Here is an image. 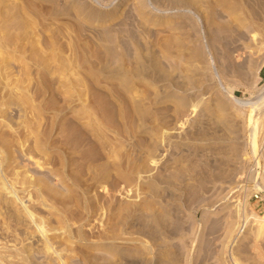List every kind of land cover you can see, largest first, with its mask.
<instances>
[{
  "label": "rangeland",
  "instance_id": "obj_1",
  "mask_svg": "<svg viewBox=\"0 0 264 264\" xmlns=\"http://www.w3.org/2000/svg\"><path fill=\"white\" fill-rule=\"evenodd\" d=\"M120 1L0 0V264H264V0Z\"/></svg>",
  "mask_w": 264,
  "mask_h": 264
},
{
  "label": "bare ground",
  "instance_id": "obj_2",
  "mask_svg": "<svg viewBox=\"0 0 264 264\" xmlns=\"http://www.w3.org/2000/svg\"><path fill=\"white\" fill-rule=\"evenodd\" d=\"M131 2H134V0H121L120 2H118L114 6V8H112L111 11L109 12V18H115V17L119 16L120 14H122L123 10L127 8L128 3H131ZM257 222H258V223H256L257 225L259 223H261L260 220L257 221ZM259 225H262V224H259ZM261 228L262 227L259 226V231H260Z\"/></svg>",
  "mask_w": 264,
  "mask_h": 264
},
{
  "label": "built area",
  "instance_id": "obj_3",
  "mask_svg": "<svg viewBox=\"0 0 264 264\" xmlns=\"http://www.w3.org/2000/svg\"><path fill=\"white\" fill-rule=\"evenodd\" d=\"M259 194H261V193H260V192H258L257 194H255V196H254V197H255L256 199H260V196H259Z\"/></svg>",
  "mask_w": 264,
  "mask_h": 264
}]
</instances>
